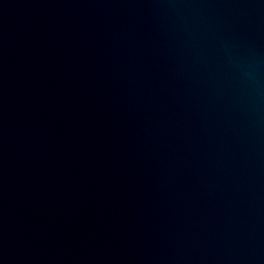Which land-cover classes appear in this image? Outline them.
<instances>
[{"label": "water", "instance_id": "water-1", "mask_svg": "<svg viewBox=\"0 0 264 264\" xmlns=\"http://www.w3.org/2000/svg\"><path fill=\"white\" fill-rule=\"evenodd\" d=\"M0 264H264V0H0Z\"/></svg>", "mask_w": 264, "mask_h": 264}]
</instances>
